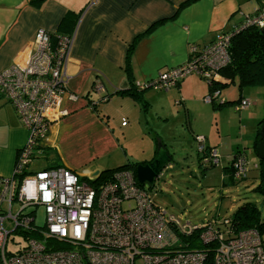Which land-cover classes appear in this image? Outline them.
<instances>
[{
	"label": "built area",
	"instance_id": "obj_1",
	"mask_svg": "<svg viewBox=\"0 0 264 264\" xmlns=\"http://www.w3.org/2000/svg\"><path fill=\"white\" fill-rule=\"evenodd\" d=\"M248 28L264 29V4L234 30L220 32L210 45H191L184 64L137 87L167 92L194 75L218 83L231 62L232 38ZM73 43L74 34L38 30L22 61L0 73V99L14 108L29 132L12 177L0 179V264H264L263 237L256 230L236 232L231 219L183 223L158 206L130 171H117L97 185L92 182L99 177L82 178L65 167L31 169L36 148L52 125L68 115L65 101L79 99L68 91ZM94 90H103L99 81ZM219 97L214 91L204 100L213 104ZM250 105L242 99L236 109ZM197 140L201 153L206 140ZM220 163L212 149L205 164ZM249 166L247 157L239 154L232 164L234 179L247 178ZM39 208L45 214L42 227L36 225ZM14 233L25 244L11 240L19 245L11 252L8 244Z\"/></svg>",
	"mask_w": 264,
	"mask_h": 264
},
{
	"label": "crops",
	"instance_id": "obj_2",
	"mask_svg": "<svg viewBox=\"0 0 264 264\" xmlns=\"http://www.w3.org/2000/svg\"><path fill=\"white\" fill-rule=\"evenodd\" d=\"M186 1L188 0H0V73L14 62L22 61L38 30L50 34H74L67 66L68 91L77 95L79 99L77 102L65 101L64 108L68 115L52 125L49 136L39 146V158L47 161L38 164L41 169L60 165L82 178H87L95 177L96 172L101 175L107 170L128 163L147 164L154 159L157 148L152 158L146 160L139 162L127 160L121 165L109 163L106 166L78 171L65 162L58 153V139L64 132V127H70L80 118L87 122H102L103 118L100 117L98 110L101 104H117L122 117L127 120L137 116L148 118L153 105L149 102L150 95L145 96L147 90L143 95L149 104L146 112L143 111L141 104L129 97H120L116 93L129 87L125 71L129 46L154 23L165 20L141 38L132 53L131 69L136 85L149 83L161 72L184 64L189 58L191 45L196 44L200 47L210 45L220 32L234 30L242 24L244 16L255 14L264 4V0H197L182 6ZM70 15L75 22H64ZM197 77L186 78L176 88L166 93L173 91L174 101L183 104L182 99L189 96L186 90L195 93V88L200 85ZM98 81L103 86L99 93L94 90ZM207 89L209 93V87ZM242 90H239L238 99L223 98L221 101L231 103L227 106L236 109V105L244 99ZM255 94L248 92L251 98ZM252 104L251 102L246 109L251 108ZM93 105L95 106L92 108ZM212 108L214 111L221 109L214 106ZM107 115L106 118L109 117V114ZM263 115L264 107L263 114L257 122L253 141L254 159L249 158L246 149L238 148L234 151L231 160L223 166L224 182L227 178L225 172L230 174L233 161L239 154L245 155L249 161L248 174L257 172L258 175L254 178L259 180V184L261 179H264L255 147ZM28 139L29 132L22 126L14 108L0 99V179L12 177L17 154ZM165 150L171 158L165 169H171L173 155L168 149ZM32 166L31 169H34ZM262 237L264 247V235Z\"/></svg>",
	"mask_w": 264,
	"mask_h": 264
},
{
	"label": "rangeland",
	"instance_id": "obj_3",
	"mask_svg": "<svg viewBox=\"0 0 264 264\" xmlns=\"http://www.w3.org/2000/svg\"><path fill=\"white\" fill-rule=\"evenodd\" d=\"M197 79L200 85L195 93L186 90L189 96L182 99L183 104L174 101L173 91L148 89L145 96L150 95L149 102L153 105L148 118L137 116L127 120L117 104H101L98 110L102 122L80 118L70 127H64L58 139V153L65 162L82 171L109 163L121 165L127 160H146L152 158L155 148L162 146L173 155L171 169L163 170L153 189L144 186L168 215L183 223L201 225L213 218L231 219L246 203L262 206L264 212V198L256 191L257 172H250L247 179L233 185L225 184L223 176V166L238 148L246 149L251 160L255 157L253 141L258 119L263 114L264 86L243 88L244 99L253 103L251 108L236 111L227 106L214 111L204 100L208 95L207 82ZM201 92L204 93L199 95ZM248 92L256 94L251 98ZM239 96V88L232 85L221 93L220 100H236ZM199 137L206 139V146L216 147L222 158L221 165L207 169L198 166ZM42 162L47 161L35 160L32 168L41 169L38 164ZM44 224V210L39 208L36 225ZM11 240L25 244L19 235L12 234L8 244L11 252L19 247Z\"/></svg>",
	"mask_w": 264,
	"mask_h": 264
},
{
	"label": "trees",
	"instance_id": "obj_4",
	"mask_svg": "<svg viewBox=\"0 0 264 264\" xmlns=\"http://www.w3.org/2000/svg\"><path fill=\"white\" fill-rule=\"evenodd\" d=\"M197 0H188L182 6H186ZM64 22L72 23L75 22L72 19V16L66 17ZM63 22V23H64ZM165 20L158 21L152 25L145 33L139 35L133 43L129 46L127 56H126V74L128 77L129 87L124 90H119L116 94L120 97H129L135 102L141 104L142 109L146 112L149 109V104L145 101L143 95L148 88L139 89L132 77L131 69V57L137 43L145 35L149 34L156 26L162 24ZM230 64L221 71L222 80L218 83L208 84L209 93L212 94L214 91H219L220 95L222 90L226 89L230 85H237L241 91L246 87H258L264 86V29L258 28H248L243 30L240 33L234 35L230 45ZM108 96H105L107 98ZM229 102H223L218 100L213 102V106L216 108H221L227 105H230ZM264 129V115L262 120L259 123V131L256 138L255 147L258 148L260 143V133ZM39 151V147L36 148ZM205 146L203 152H199V166L202 169L213 168L212 165H206L205 160L210 158L211 150ZM39 158V153L36 159ZM145 165L146 163H128L122 167L107 170L102 173L97 180L92 182V184L101 185L106 183L109 179L112 178L113 174L117 171L127 170L132 172L136 178V169L138 165ZM262 165V162H261ZM55 167H61L56 165ZM229 170V169H228ZM233 169H230V174L225 172L227 176L226 181L224 182L227 185H233L238 180L234 179ZM137 179V178H136ZM139 186L145 188L144 184ZM146 189V188H145ZM147 190V189H146ZM256 191L262 194L264 198V179H261L260 184L256 187ZM232 227L236 232H241L244 230L254 229L261 236L264 235V212L257 205L253 203H246L234 213L231 218Z\"/></svg>",
	"mask_w": 264,
	"mask_h": 264
},
{
	"label": "water",
	"instance_id": "obj_5",
	"mask_svg": "<svg viewBox=\"0 0 264 264\" xmlns=\"http://www.w3.org/2000/svg\"><path fill=\"white\" fill-rule=\"evenodd\" d=\"M257 155L262 162V175L264 178V129L260 133V143L257 148ZM171 158L162 146H158L154 159L145 164L138 165L136 169V178L138 183L146 185L149 189H153L155 182L161 175L163 170L170 163ZM100 173L96 172L95 177H99ZM262 209V206L260 207Z\"/></svg>",
	"mask_w": 264,
	"mask_h": 264
}]
</instances>
